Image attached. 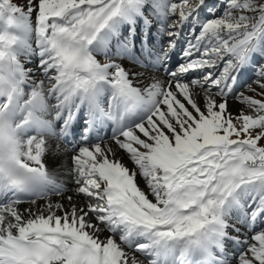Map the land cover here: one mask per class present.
Wrapping results in <instances>:
<instances>
[{
  "label": "snow or ice",
  "instance_id": "obj_1",
  "mask_svg": "<svg viewBox=\"0 0 264 264\" xmlns=\"http://www.w3.org/2000/svg\"><path fill=\"white\" fill-rule=\"evenodd\" d=\"M0 264H264V0H0Z\"/></svg>",
  "mask_w": 264,
  "mask_h": 264
},
{
  "label": "rangeland",
  "instance_id": "obj_2",
  "mask_svg": "<svg viewBox=\"0 0 264 264\" xmlns=\"http://www.w3.org/2000/svg\"><path fill=\"white\" fill-rule=\"evenodd\" d=\"M230 103H232V102H230Z\"/></svg>",
  "mask_w": 264,
  "mask_h": 264
}]
</instances>
